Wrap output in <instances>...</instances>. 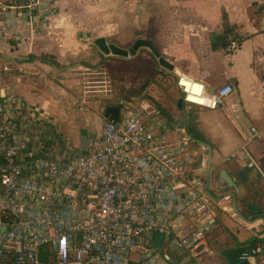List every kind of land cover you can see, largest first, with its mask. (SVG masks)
<instances>
[{
    "label": "built area",
    "instance_id": "2783aa9c",
    "mask_svg": "<svg viewBox=\"0 0 264 264\" xmlns=\"http://www.w3.org/2000/svg\"><path fill=\"white\" fill-rule=\"evenodd\" d=\"M42 1L0 0V12L16 7L32 14ZM237 47L227 33L224 51ZM174 83L182 103L206 108L233 91L226 83L207 92L182 73ZM100 91L110 96L109 87ZM142 99L115 103L116 118L101 116L95 139L60 145L50 133L52 121L0 81V264H158L173 259L175 248L212 251L205 242L212 226L207 185L194 172L197 150L185 128L148 100L143 108ZM259 135L251 126L226 160L264 179L248 149ZM261 205L264 210V198ZM249 247L243 258L264 250Z\"/></svg>",
    "mask_w": 264,
    "mask_h": 264
},
{
    "label": "crops",
    "instance_id": "0c3cea01",
    "mask_svg": "<svg viewBox=\"0 0 264 264\" xmlns=\"http://www.w3.org/2000/svg\"><path fill=\"white\" fill-rule=\"evenodd\" d=\"M181 4L180 11L191 14L193 26H199L195 31L193 29L191 36L181 37L174 44L177 58L181 53L190 61L187 75L200 81L207 92L226 83L233 86V91L216 107L193 105L184 127L186 131L187 124H191L199 135L196 138L188 134L192 148L197 150L194 172L199 176H203L207 146L211 150V186L209 190L206 188L212 226L205 233V242L212 251L203 247L194 251L175 248L173 259L159 261L158 264H228L221 254L225 248L256 244L264 248V210L261 205L264 179L256 169L241 168L232 160H226V156L249 133V128L254 126L260 135L248 143V149L264 176V0H187ZM46 10L41 14L35 11L27 14L12 7L5 8L2 14L0 12V81L15 89L24 103L34 106L41 116L52 121L51 129L56 115L65 117L97 107L100 117L93 136L95 139L101 129L100 118L105 106L101 100H91L85 92L82 93L83 85L78 75V72L90 70L91 67L86 64L92 62H87L88 58L84 57L75 66L64 65L66 62L61 61L59 55L61 48L65 51L68 45L55 40V23L52 22V15H47L51 9L47 6ZM224 23L240 38L238 47L231 53L224 51V45L214 47L210 42L212 35L223 30ZM207 28L215 31L207 36L206 41L197 39L196 35L202 36L201 31ZM57 41L59 44L56 45ZM215 42L218 40L215 39ZM186 48H190V52ZM98 53L94 52L96 63L109 60L100 51ZM3 66L6 70L1 69ZM73 70L78 71L75 76L71 74ZM172 71L167 73L172 74L174 79L178 73L186 74L176 66L174 73ZM175 86L179 94L176 104L181 93ZM144 93L135 97L146 98L158 110ZM182 107L181 102L180 108L176 107L173 113L168 110L170 118H166L171 124L176 125L184 118ZM90 129L88 127V132ZM84 135L79 136L80 143ZM56 141L60 145L64 143L61 136ZM80 143L72 145L79 146ZM220 169L232 178L237 190L230 187L220 189L223 184L217 176ZM259 256L264 257V250Z\"/></svg>",
    "mask_w": 264,
    "mask_h": 264
},
{
    "label": "rangeland",
    "instance_id": "374dc122",
    "mask_svg": "<svg viewBox=\"0 0 264 264\" xmlns=\"http://www.w3.org/2000/svg\"><path fill=\"white\" fill-rule=\"evenodd\" d=\"M184 1L187 0H43L42 9L35 13L47 12V6L51 9L47 15H52V22L55 23V40L68 45L65 51L61 48L59 55L61 61L66 62L65 66H75L84 57L88 58L87 62H92L86 64L91 67L90 70H83L82 73L71 71L73 76L78 72L79 82L83 85L82 93L85 92L86 97L99 99L104 104L109 102L108 99L113 100L116 94L135 97L144 91L153 104L173 113L175 99L179 96L174 78L157 65V59L147 49L142 47L130 57L106 56L108 61L96 63L94 52L99 55V50L92 40L103 37L107 43L113 42L120 48L128 49L136 38H149L156 51L172 63L173 73L175 66L186 73L190 61L180 52L177 58L175 40L191 36L193 29L195 31L199 26H193L191 14L180 11ZM214 31L204 29L202 36L199 34L196 38L206 41ZM233 31L230 33L234 34ZM186 51L190 52V48ZM105 87L110 88V96L100 91ZM18 89L22 91L20 87ZM182 104L181 111L189 119L190 108L194 106ZM99 117V109L95 106L87 112L77 111L65 117L56 115L57 119L49 130L54 141L61 136L68 144H79V136L85 134V138H93L99 126Z\"/></svg>",
    "mask_w": 264,
    "mask_h": 264
},
{
    "label": "water",
    "instance_id": "95a60500",
    "mask_svg": "<svg viewBox=\"0 0 264 264\" xmlns=\"http://www.w3.org/2000/svg\"><path fill=\"white\" fill-rule=\"evenodd\" d=\"M92 43L97 47V49L105 56L116 55L118 57H130L135 56L137 50L140 48H145L152 54L158 62V66L165 71L171 72L172 71V63L166 59L165 57L161 56L160 53L156 51L153 44L151 43L149 38H136L131 46L128 49L120 48L113 42L107 43L103 37H96L92 40ZM181 98L177 99V104L181 105ZM148 105L147 99L141 100V106L144 108ZM118 113V106L116 104L107 105L102 110V116L108 117L110 119H115ZM186 125V118H181L180 121L175 125L177 128L185 127ZM208 156L205 167L202 169L203 176L205 178V182L207 184L208 190L210 189L211 182H210V168L212 166L211 160V150L207 146ZM218 180L219 182L223 183L220 186L221 190H224L227 187L234 188L237 190L235 182L230 178L223 169L218 171ZM161 241V234L156 233L153 236V245L158 246ZM250 247L248 245L245 246H236L234 248H225L221 250V254L225 257V260L228 264H264V257L258 256H247L243 258L244 253L249 250Z\"/></svg>",
    "mask_w": 264,
    "mask_h": 264
},
{
    "label": "trees",
    "instance_id": "16d2710c",
    "mask_svg": "<svg viewBox=\"0 0 264 264\" xmlns=\"http://www.w3.org/2000/svg\"><path fill=\"white\" fill-rule=\"evenodd\" d=\"M231 31H232V28H231L228 24H225L224 27H223V30H222L219 34H217V35L214 34V35L211 36V38H210V40H211V41H210V42H211V45L214 46V47H216V46H218V47L223 46L224 43H225V35H226L227 33H230ZM234 36L236 37V40H237V42H238V44H239V43H240V38H239L238 36H236V35H234ZM215 39H217L218 42H215ZM144 95L149 99L147 93H144ZM113 98H114V99L111 100V101H110V99H108L109 102L104 103V106L111 105V104H115V103L118 104V101H119L120 99H130V98H133V97H128V96L126 97V96H122V95H118V94H116ZM151 103H152V102H151ZM154 105L158 108V110L160 111V113H161L162 115H164V116L170 118L169 113H168V111H167L166 109L160 107V106L157 105V104H154ZM175 107H177L178 109L180 108V106L177 104V100H176ZM186 131H187V133L190 134L192 137L194 136V137H196V138H199V135L193 130V127H192L191 124H188V126H187V128H186ZM252 246H253V245H252Z\"/></svg>",
    "mask_w": 264,
    "mask_h": 264
},
{
    "label": "bare ground",
    "instance_id": "6f19581e",
    "mask_svg": "<svg viewBox=\"0 0 264 264\" xmlns=\"http://www.w3.org/2000/svg\"><path fill=\"white\" fill-rule=\"evenodd\" d=\"M182 81H183V83H184L185 85L188 86L187 90H188L189 92H191V91H190V90H191V87H192L191 83H190L189 81L185 80V78H183V77H182ZM196 85H199V84H196ZM197 87H199V86H197ZM197 87L194 86L193 89L196 90ZM190 95H191V94H190Z\"/></svg>",
    "mask_w": 264,
    "mask_h": 264
}]
</instances>
